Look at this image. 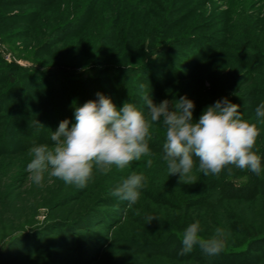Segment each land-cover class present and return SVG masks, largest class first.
Listing matches in <instances>:
<instances>
[{
    "label": "rangeland",
    "instance_id": "rangeland-1",
    "mask_svg": "<svg viewBox=\"0 0 264 264\" xmlns=\"http://www.w3.org/2000/svg\"><path fill=\"white\" fill-rule=\"evenodd\" d=\"M141 84L156 104L187 96L194 121L225 97L251 120L264 103V0H0V264H264V171L169 176L162 124L150 156L83 189L31 182L33 141L52 144L97 93L147 112ZM131 172L146 185L125 211L110 193ZM196 221L205 238L223 229L218 255H178Z\"/></svg>",
    "mask_w": 264,
    "mask_h": 264
},
{
    "label": "clouds",
    "instance_id": "clouds-1",
    "mask_svg": "<svg viewBox=\"0 0 264 264\" xmlns=\"http://www.w3.org/2000/svg\"><path fill=\"white\" fill-rule=\"evenodd\" d=\"M140 96L147 112L133 103L125 102L121 108L111 98L97 93L98 100H89L74 111L75 123L60 122L51 131L52 144L33 141L28 149L30 161L26 171L29 179L42 186L45 174L77 189L85 188L95 173L107 174L113 166L126 169L131 162L150 156V131L154 125H163L164 143L162 159L169 176L179 174L180 181L190 178L194 168L203 175H219L225 169L247 170L257 176L264 171L256 149L260 136L259 124H264V103L254 110L251 120L242 118L240 105L226 97L208 106L193 120L194 101L181 96L178 100L167 99L159 104L140 85ZM75 106V102H73ZM171 105V108H170ZM37 125L44 127L38 121ZM152 161H147L151 166ZM146 185L142 173L131 172L111 191L113 197L126 201L127 209L135 205ZM159 220L148 215V223ZM200 222H192L182 234V250L178 255L191 253L194 247L208 256L218 255L224 247L222 228L205 238L200 235Z\"/></svg>",
    "mask_w": 264,
    "mask_h": 264
}]
</instances>
